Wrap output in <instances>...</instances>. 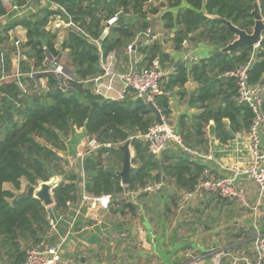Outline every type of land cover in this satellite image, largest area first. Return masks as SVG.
Returning <instances> with one entry per match:
<instances>
[{
  "label": "trees",
  "instance_id": "obj_1",
  "mask_svg": "<svg viewBox=\"0 0 264 264\" xmlns=\"http://www.w3.org/2000/svg\"><path fill=\"white\" fill-rule=\"evenodd\" d=\"M53 1L78 28H69L58 46L56 32L46 29L49 17L55 13L51 9L0 24V263L22 264L29 247L41 241L51 244L52 227L42 201L27 196L26 192L15 194L3 187L8 182L15 191L19 190L21 179L28 187L58 176L52 198L60 214L67 211L70 203L78 202L82 192L95 197L109 195L111 212L123 218L114 226L118 245L134 241L124 225H130L140 214L145 215L148 223L163 227L181 213V204L191 202L186 211L188 218L180 220L177 229L188 226L194 233L198 226L209 230L220 221L227 224L224 231L229 241L247 238L250 232L242 224L230 221L236 200L201 190L193 199L184 201L183 195L195 191L205 171L215 173L201 158L184 153L174 143L159 155L149 153L142 136L156 122L155 115L145 101L134 96L133 89H126L120 99L107 98L95 91L94 79L102 73L100 61L111 53L126 59V46L148 30V15L158 12V7L152 6L155 0ZM166 1L168 8L176 9V13L167 9L161 16L163 29L172 33L169 39L173 49L179 51L186 41L207 44L213 51L190 65L177 63L163 79L154 104L169 122L168 93L176 88L180 100L185 98L189 107H196L197 113L180 114L173 128L182 144L203 154L207 151L206 129L210 121L216 139L223 144L234 134H247L249 130L253 113L248 105L237 101L235 78L227 73L249 62L248 82L264 84V30L257 46L244 43L216 53L235 39L223 20L252 32L253 1L183 0L184 7L182 0ZM257 6L264 18V0H259ZM7 11L0 0V17ZM118 12L126 16L117 17L107 26V20ZM16 26L26 29V40L19 49L10 44L9 32ZM159 41L156 38L148 43H135L136 50L143 54L144 67L155 58L165 67L164 62L170 59ZM63 50H67L68 57L64 74L45 71L47 61L58 62ZM18 53L25 56L19 61L18 80L1 79L10 74L11 56ZM40 78L45 79V87L41 86ZM189 79L195 83L193 90L185 87ZM261 108L264 111V99ZM81 127L87 138L100 146L85 149L76 169L57 151L65 149L63 138L73 128ZM127 141L133 153V170L128 183L122 184L116 173L122 168L118 146ZM81 174L85 177L83 188L79 186ZM160 182L172 185L173 192L166 187L155 193L146 190ZM117 264L141 263L137 257H128Z\"/></svg>",
  "mask_w": 264,
  "mask_h": 264
},
{
  "label": "crops",
  "instance_id": "obj_2",
  "mask_svg": "<svg viewBox=\"0 0 264 264\" xmlns=\"http://www.w3.org/2000/svg\"><path fill=\"white\" fill-rule=\"evenodd\" d=\"M17 1L20 5H23L21 14L13 16L12 12L7 11L6 14L0 17V24L30 13H37L44 8L51 9L55 13L49 17L46 29L56 32V45H60L66 37L68 29L71 28L69 26L71 22L68 20L69 17L64 9L53 0ZM152 6L158 7V12L148 15L147 19L150 26L147 32L145 31L136 36L134 41L136 43H148L158 38L161 49L170 58L164 62L165 67L161 66L167 74L171 73L176 63L183 61L190 65L192 62L210 55L213 51L212 47L204 43L194 45L185 41L182 49L179 51L174 50L169 39L172 33L163 29L161 16L167 9L172 10L173 13H176V9L168 8L166 0H155L152 2ZM181 6H185L183 0ZM9 35L10 44L19 49L20 44L26 40V29L16 26L9 32ZM124 56H126V59L122 55L111 53L105 59H102L100 61L102 73L96 77V83L108 84L109 77L104 75L107 66L116 74L124 73L130 68L135 70L146 68L143 64V54L136 50V46L131 53H127L125 48ZM24 58L25 56L22 54H12L10 74L7 76L13 77L16 73H19V61ZM63 58L68 61L67 50L61 52L58 60V63L62 66L65 65L62 63ZM40 83L42 87L46 86L44 78H40ZM111 84L112 88L108 91V96L112 99L121 98L124 92L123 84L117 79L111 81ZM185 87L188 90H193L195 83L189 79ZM168 95L171 107L168 121L170 120L175 124L180 114L187 113L191 115L197 113L196 107H189L185 98L182 100L178 98L176 88L172 92L170 91ZM206 136L208 146L207 151L203 154L207 158H201L200 160L214 171L215 176H227L231 173L230 169L246 166L251 161L247 134H234L227 143H220L214 135L213 122L210 121L206 129ZM63 140L65 149L58 150L57 153L66 159L71 167L77 169V163L84 155L88 140L85 129L83 127L73 128ZM130 153L132 157L131 147ZM81 177L79 186L83 188L85 177L83 174H81ZM20 182V189L16 191L8 182L4 183L3 187L15 194H20L23 188L27 190V182L23 179ZM238 184L244 190L248 203L251 206L257 205L258 228L256 229L251 221L253 211L243 207L237 200L235 203L238 207L235 206L231 214L227 210L226 214H229L230 221L233 224H242L244 230L250 232L247 238L229 241L224 231L226 223H224V228L221 231L214 233L212 241L206 244L195 241L194 233L188 226L177 229V223L189 215L186 216V211L188 205L192 204L191 200L189 204H181L179 207L181 213L177 214L169 225L164 224L163 227L148 223L145 215L140 214L130 225H124L134 241L118 245L114 240V226L118 220L123 218L119 217L117 213L113 214L110 206L101 207L96 199L98 196H90L82 192L79 201L70 203L67 211L63 214L55 210L53 203L45 206L52 227L50 243L58 247L60 255L58 264H117L121 258L123 259V256V260L126 259V261L128 257H137L140 259L141 264H216L217 259L218 264H253L252 241L258 234H264V193L259 196L257 184L246 175L240 176ZM161 187H166L171 192L174 190L173 186L167 182L155 183L147 187L146 190L149 193H155ZM131 197L134 198V195H131ZM194 197L195 195L192 199ZM259 206L260 208H258ZM127 217L125 216V220ZM212 230L213 227L205 232L211 231L212 233Z\"/></svg>",
  "mask_w": 264,
  "mask_h": 264
},
{
  "label": "built area",
  "instance_id": "obj_3",
  "mask_svg": "<svg viewBox=\"0 0 264 264\" xmlns=\"http://www.w3.org/2000/svg\"><path fill=\"white\" fill-rule=\"evenodd\" d=\"M256 1L258 2L259 0ZM2 3L8 8V12H12L13 16L21 14L23 5H20L16 0H2ZM116 18V15L109 18L107 24L113 23ZM69 26L78 29L72 23H70ZM135 43L136 42L133 40L126 46L127 53H131V51L134 50ZM47 63L48 68H46L45 71L64 74L63 66L56 60L47 61ZM51 64H55V67L52 68ZM248 68L249 62L229 71L227 75L235 78L237 101L248 105L253 113L252 122L247 132L251 161L246 166H238L230 169L231 173L227 176L217 177L215 174L205 171V176L198 181L195 191L184 195V201H189L201 190L213 191L217 192L225 199L237 200L243 207L250 209L254 214L257 213V205L251 206L248 203L244 190L238 184L240 176L246 175L257 184L259 196H262L264 193V111L261 108L264 99V84H250L247 78ZM19 75V73H16L13 77L18 80ZM104 75L109 77L108 84H104L103 82L96 83L97 78L94 79L95 91L97 93L110 98L108 96V91L112 88L111 81L117 79L123 84V95L126 89L131 88L136 98L142 99L146 103L151 102L154 104L155 97L159 94L161 83L167 73L161 67L158 58H155L151 61L150 65L144 69L135 70L130 68L128 71L121 74L114 73L111 68L107 66ZM8 77L9 76L3 75L1 79ZM162 121V123L155 122L142 136L148 144L149 153L159 155L171 143H174L179 145L186 154L194 155L199 158H207L206 155L182 144L173 126L163 117ZM99 146L100 144L94 139H88L86 142V149H95ZM96 199L103 208L108 207L110 204L109 195H101L96 197ZM252 247L254 253L253 264H264V234H258L254 237ZM59 260L60 255L58 247L41 241L26 250V258L22 264H58ZM215 263L218 264V259ZM0 264L7 263L3 262Z\"/></svg>",
  "mask_w": 264,
  "mask_h": 264
},
{
  "label": "water",
  "instance_id": "obj_4",
  "mask_svg": "<svg viewBox=\"0 0 264 264\" xmlns=\"http://www.w3.org/2000/svg\"><path fill=\"white\" fill-rule=\"evenodd\" d=\"M252 1H253V10L251 11V14L254 17V25L252 28V32L247 33L246 31L235 27L229 21L223 20V22L229 27V29L234 32L235 39L221 50L216 51V53H219L221 51H228L231 48H234L244 43H249L253 46H257L259 44L262 38V32L264 30V18L259 13L257 1L256 0H252ZM125 16L126 15H124L122 12H118L116 15V17H125ZM71 28L73 30H77L75 27H71ZM104 35L105 34H102L101 38H103ZM51 67L54 68L55 64H51ZM147 104L150 107V109L153 111L156 122L162 123L163 121L161 114L157 110L156 106L151 102H148ZM118 148L122 152V168L116 173L121 177V183L127 184L129 181V174L133 170V166L131 164L130 141H127L124 144L119 145ZM58 181H59L58 176H52L47 181H39L36 186L33 185L27 187L26 195L33 196L41 200L45 206H48L53 203L52 189L54 188V186L57 184Z\"/></svg>",
  "mask_w": 264,
  "mask_h": 264
},
{
  "label": "rangeland",
  "instance_id": "obj_5",
  "mask_svg": "<svg viewBox=\"0 0 264 264\" xmlns=\"http://www.w3.org/2000/svg\"><path fill=\"white\" fill-rule=\"evenodd\" d=\"M62 63H63V65L65 64H67V59H62ZM171 126H173L174 124L172 123V121H170L169 120V122H168ZM23 181H25L24 179H23ZM22 192H26V188H23V191ZM260 204V203H259ZM236 205V204H235ZM236 207H238L237 205H236ZM258 208H260V206L258 207ZM207 213V212H206ZM258 210H257V213L256 214H254L253 213V216H251V221L254 223V226H255V228L257 229L258 228ZM246 219H247V217H246ZM219 223H220V221H219ZM216 224V223H214L212 226H213V230H212V233H211V231L210 232H205L206 230H202L199 226L197 227V229H196V231H194V238H195V241H199L200 243H203V244H206V243H210L212 240V236H214L215 234V232L216 231H221V229L222 228H224V222L223 223H220V224ZM195 227V226H194ZM119 256H121L120 254H119ZM123 259H124V256H123Z\"/></svg>",
  "mask_w": 264,
  "mask_h": 264
}]
</instances>
